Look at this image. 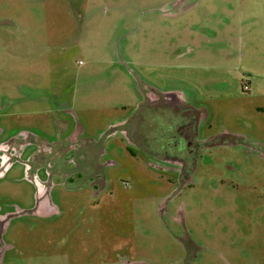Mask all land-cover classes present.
<instances>
[{
  "label": "rangeland",
  "instance_id": "1",
  "mask_svg": "<svg viewBox=\"0 0 264 264\" xmlns=\"http://www.w3.org/2000/svg\"><path fill=\"white\" fill-rule=\"evenodd\" d=\"M141 82L227 142L129 153L112 125ZM0 125L49 149L0 179V264H264V0H0ZM100 146L94 189L73 162Z\"/></svg>",
  "mask_w": 264,
  "mask_h": 264
},
{
  "label": "flooded vegetation",
  "instance_id": "2",
  "mask_svg": "<svg viewBox=\"0 0 264 264\" xmlns=\"http://www.w3.org/2000/svg\"><path fill=\"white\" fill-rule=\"evenodd\" d=\"M139 84L142 85V89L134 106L122 105L121 107L122 110L127 111V117L112 125L113 132L119 131L127 140L129 153L132 154V148L135 147L145 148L148 155L161 157L171 162L179 161L191 164L200 157L205 145L211 148L227 142L226 135L209 138L201 142L200 139L203 134L200 124L203 118V109L189 103L182 93L173 90L162 91L146 82ZM158 127L165 132L162 137L163 141L156 142L155 149L159 152L154 154L153 150L150 151L148 148V140L158 137L159 133L156 131L159 130ZM3 132L4 130L0 125V135ZM71 147L66 149L65 154L75 148L74 145ZM100 147L99 151L97 149L90 158L85 155L82 162H73L76 168L83 171L82 175L89 179L94 189L104 188L108 179L103 174V166L98 162V158L106 156V150L102 146ZM47 151L49 149L45 144L30 135H18L10 140L2 139L0 141V179L4 178L15 163L22 162L23 168L27 171L33 169L32 162L37 166L45 165L43 155ZM28 152L30 154L27 155V160L21 161ZM40 168H36L37 172ZM60 171L63 172V170ZM39 176L37 173V177ZM38 181L41 182V180H37L40 185ZM41 185L43 188L45 184L41 182ZM47 193L43 189L42 199L47 196ZM3 227L4 225L0 224V234Z\"/></svg>",
  "mask_w": 264,
  "mask_h": 264
}]
</instances>
